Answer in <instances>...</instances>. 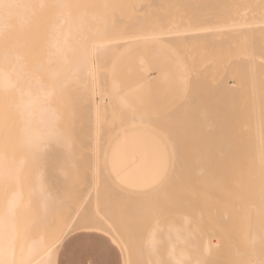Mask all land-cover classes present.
I'll use <instances>...</instances> for the list:
<instances>
[{
	"label": "bare ground",
	"instance_id": "bare-ground-1",
	"mask_svg": "<svg viewBox=\"0 0 264 264\" xmlns=\"http://www.w3.org/2000/svg\"><path fill=\"white\" fill-rule=\"evenodd\" d=\"M0 4L3 5L0 7V195L6 196L0 200V264H49V261L56 264L61 245L58 244L59 234L73 226L78 230L99 228L111 233L123 248L125 264H140V260L144 261L141 264H264V247H258L264 238V231L261 234L258 229L260 218L264 221V175L245 180L228 175L231 145L227 140L226 101L223 105L227 92L222 93L221 85H217L221 79L219 70L240 64L244 74L249 76L250 93L257 97L262 91L251 79L256 75V68L264 67V0H0ZM146 4L196 5L197 23L187 30L165 29L161 25L147 29L125 24L133 13L144 10ZM172 22L180 26L178 19ZM189 37L194 38L191 45H198V57L192 67L185 54L184 39ZM171 41H174V48L168 50L171 59H160L150 49H162V44L169 45ZM207 73L217 83L205 82ZM157 77L184 78L183 86L188 84L189 87L184 86L183 98L193 97L192 102L198 99L197 93L204 95L206 91V98L215 93L214 99L210 94L207 100L214 102L216 98L217 109L212 107L213 103L210 106L208 100L206 112L201 113L199 109L197 113L194 109L200 106L193 107L202 97V101H206L204 96L194 104L179 98L181 101L176 100L172 109L167 107L170 111L174 108L173 113L166 108L173 116L170 122L171 115L167 116L166 112L160 114L161 118L163 115L167 118L158 121L161 115L153 117L129 100L137 83ZM188 77L189 83L185 81ZM193 83L202 89L208 84L209 92L205 88L196 93ZM231 84L236 86L235 81ZM187 89L191 92L185 93ZM189 111L197 115L191 114V118ZM176 117L177 124L173 120ZM195 119L201 121V125L196 124ZM162 120L168 122L163 124ZM134 130L159 137L168 149L170 163L159 184L138 191L143 195H135L131 189L129 194L128 188L120 186L128 194L123 198L125 193L117 192L116 188L120 191L117 182L113 189L115 179L108 168V155L121 135ZM193 132H199L197 138ZM84 147H88L87 152L92 150L89 154L93 156L89 155L88 170L92 175L89 179L85 171L88 153L84 160L80 158L83 154L80 152L86 151ZM74 149L80 153L79 158ZM245 149L248 153L244 158L249 157L254 164H264L263 144ZM53 158L58 159L53 161L57 166H52ZM196 160L199 164L205 160L203 165L206 160L211 161L209 165L216 162L213 166L218 170L208 164L205 170ZM209 167L214 171L209 172ZM196 170L202 175L201 182ZM83 180H87V191L92 189L91 184L94 186L93 181L100 183V188L95 184L99 189L94 187L93 201L89 200L93 198L91 191V197L87 195L89 199L82 195L83 207L90 201L88 207L92 212L99 204L96 211L100 208L101 215L108 211L106 215L111 220L117 218L111 211H121L119 215L124 218L116 221H121L120 226L123 222L122 230L132 228L128 231L130 236L121 233L120 227L115 229L110 220L107 224L99 223L96 217L89 218L97 215L96 211L88 214L89 208L82 209L88 215L86 219L84 214L79 217L82 207L78 209V205L82 199L78 203L72 200L73 204H78L74 209L65 195H77L79 190L85 194L88 187L82 189ZM101 183L109 189L112 187L116 190L114 194L121 197L116 195L117 200L114 198L111 202L109 199L99 201L105 194H101L100 189L104 187ZM136 196L141 202L135 201ZM146 196L149 202L144 200ZM252 196L257 199L247 200ZM114 200L120 209L112 208ZM140 204L142 208L145 204L149 207L142 210L138 208ZM132 205L141 210L140 218L136 217ZM57 207L64 210L57 212ZM67 208L69 213L65 211ZM63 211L66 216L57 215ZM116 212L117 216L119 212ZM32 213L31 222L32 217L28 221L27 214ZM53 214L57 218L52 217ZM146 220L148 229L143 223ZM125 221L132 227L126 226ZM131 235L136 237L134 243L138 241L131 246L132 250L129 245L134 237L129 238L131 244L128 239ZM135 245L138 246L135 254L140 257L131 252Z\"/></svg>",
	"mask_w": 264,
	"mask_h": 264
},
{
	"label": "rangeland",
	"instance_id": "rangeland-1",
	"mask_svg": "<svg viewBox=\"0 0 264 264\" xmlns=\"http://www.w3.org/2000/svg\"><path fill=\"white\" fill-rule=\"evenodd\" d=\"M179 6V9H177V10H174L173 9V7H178ZM143 7H144V10H142V11H140V12H136V13H133L132 15H131V17L130 18H128L127 20H126V22H125V24H135V25H137V26H142V28H147V29H153L154 27H156L157 25H161L162 27H164L165 29H169V28H172V27H176V28H178L179 27V29H182V30H187L188 28H193L194 27V25L197 23V17H196V10H195V7H196V5H193V4H178V5H171V4H146V5H143ZM172 19L174 20V19H178L179 20V24H180V26H177V25H175V24H173V22H172ZM170 25V26H169ZM193 39L194 38H185L184 39V44H185V48H186V50H187V52L185 53L186 54V59L188 60V61H190V63L191 64H189L191 67L192 66H194L195 64H196V60H197V57H198V54H197V44L196 45H191L192 43L194 44V42H193ZM172 44H174V41H171V43L169 44V45H166V44H162V49H157V48H155V49H153V48H150L151 49V51L153 52V53H155L160 59H168V58H170L171 59V56L169 55V51L168 50H170V49H172V48H174V47H172ZM190 45V46H189ZM163 46L165 47V48H163ZM189 66V67H190ZM223 67H225V64L223 63ZM255 71H256V75H255V77H252V79H251V81L253 82H256L257 83V85L259 86V89H261L262 91H260V93H259V96H257V97H255L253 94H251L250 93V80H249V76L247 77V75L246 74H244V72H243V69H242V66L240 65V64H231L230 65V67L229 68H227V69H225V71H224V69H222V70H219V73H221V79H219V81H218V83L216 82V81H214L213 80V78H212V76H211V78H209L208 76L210 75L209 73H207L206 75H205V82H207V83H211L212 84V82L214 81L215 83H217V85H221V88H222V93L224 92V90H226V92H227V95H226V99L224 98V102H223V105L225 104V101H226V105H227V109H226V111H225V113H226V121H227V140H228V142H229V144L231 145V148H230V153H229V158H228V164H227V170H228V175L230 176V177H240V178H242L243 180H245V179H248V178H258V177H260V176H262V175H264V164H254L253 162H254V160H252V159H249V157H247V158H244V155H246L247 153H248V150L247 149H245V147H248V146H256V145H261V144H263L264 145V67H258V68H256L255 69ZM191 74H193V72L191 73ZM190 74V75H191ZM189 75V76H190ZM217 75V74H216ZM192 76H195V74L194 75H192ZM191 77V76H190ZM192 78V77H191ZM190 78V80L192 81V82H196V80H192ZM194 78H196V77H194ZM188 79H189V77L187 78V80H185L186 82L188 81ZM183 80H184V78L182 79V78H171V79H166V78H162V77H157V78H154V79H151V80H146L145 82H141V83H137V86L136 87H134V92H133V94H131L130 96H129V100H130V102L134 105V106H136V108L137 109H145V110H147L148 111V113L151 115V116H153V117H155V115H157V117L159 116V115H161L160 113H163V112H166V115L167 116H169V114L171 115V118L170 117H168V119H169V122H170V120L172 119V114L171 113H173V111H174V108H173V111H170L169 109L171 108L172 109V107L175 105V103L177 104V102L182 98V101L183 100H189V99H186V98H188V97H185V98H183L184 96H185V94H184V91H183V88H184V86H188V84L186 85H184L183 86ZM199 81H200V79H199ZM232 81H235L236 82V86H232V84H231V82ZM187 83H189V82H187ZM201 83V84H200ZM200 83L198 82V84H200L201 86H203L204 84H202V82L200 81ZM204 83V82H203ZM190 84H191V82H190ZM189 84V85H190ZM193 84H195V86H196V93L197 92H199V89H200V91H203L205 88L207 89V91L209 92V90H208V87H206L205 86V88H203L202 89V87H198V85L196 84V83H193ZM192 84V85H193ZM189 87V86H188ZM190 87H192V86H190ZM204 87V86H203ZM184 89H186V87L184 88ZM191 89H193V88H191ZM194 89H195V87H194ZM202 89V90H201ZM189 90H190V88H189ZM188 89H187V92H185V93H188V91H189ZM131 91V90H130ZM191 91H189V93H190ZM195 92V91H194ZM202 93V92H201ZM200 93H197V97H198V99H195V101H199V97H202V96H206L207 95V93H206V91L204 92L203 91V94L204 95H202V94H200ZM206 94V95H205ZM211 94V93H210ZM209 94V95H210ZM215 94V93H214ZM213 93L211 94V97L214 99V97H213V95H214ZM181 95H183V96H181ZM189 95V94H188ZM193 95V94H192ZM199 95V96H198ZM208 95V97L207 98H209L210 96ZM186 96H187V94H186ZM223 97H224V95H223ZM180 98V99H179ZM190 98V97H189ZM193 98V97H192ZM192 98H190V100H192ZM195 98H196V94H195ZM206 98V97H205ZM207 98L205 99L206 101H208V100H210V99H208L207 100ZM212 99V100H213ZM176 100H178L177 102H175ZM189 100V101H190ZM202 100H204V98L202 97V99H200V103H196V105H194V107L193 108H195L196 106H200V108H198V110H197V108H195L194 110H196V112L198 113V111H199V109H201V113H202V111L203 112H206V110L204 109V108H206L205 107V104H209L210 102H211V100H210V102L208 101V102H206V101H202ZM181 101V100H180ZM195 101H193V102H195ZM203 103H202V102ZM190 102H192V101H190ZM192 102V104H194ZM205 102V103H204ZM214 102L216 103V98H215V100H214ZM214 102H211L210 103V106H212L211 104L213 103V105L214 106H212V107H216L215 106V104H214ZM118 103V102H117ZM181 104H186L185 102L183 103V102H180ZM201 104H203V109L201 108ZM208 104H207V106H208ZM115 105H116V102H115ZM114 105V106H115ZM188 105H191V103L189 104V102H188ZM117 106V105H116ZM172 106V107H171ZM178 106H179V109L182 107V105H181V107H180V105L178 104ZM192 106V105H191ZM191 106H190V108H191ZM167 107H170L169 109L167 108ZM209 107V106H208ZM117 108V107H116ZM169 110V112H171V113H167V109ZM176 108L177 107H175V111H176ZM183 108H184V106H183ZM187 108H189L188 106H187ZM211 108V107H210ZM207 109V108H206ZM215 109H217V107L215 108ZM208 110H209V108H208ZM180 111H183L182 109H180ZM180 111H178V112H180ZM184 111H185V109H184ZM186 112V111H185ZM188 112V111H187ZM190 112V111H189ZM193 112V111H192ZM192 112H190V113H188V114H190V117L192 116L191 114H196V112L194 111V113H192ZM200 112V111H199ZM176 113V112H175ZM165 114V113H164ZM178 114H180L181 115V112L180 113H178ZM177 114V115H178ZM166 115H163L164 117V119L165 118H167L166 117ZM176 114H174V116H177ZM180 115L178 116L179 117V119H180ZM183 115H185V113L183 114ZM197 115V114H196ZM198 115H200V118L202 119V115L201 114H198ZM204 115V114H203ZM156 117V118H157ZM162 117V115L160 116V118H157V120L158 119H160V122H161V119H163V118H161ZM189 117V116H188ZM197 117V116H196ZM183 118V117H182ZM192 118V117H191ZM191 118H189V119H191ZM193 118H195L194 117V115H193ZM200 118H198V119H200ZM184 119V118H183ZM186 119V118H185ZM196 120L197 121V123L196 124H200L201 125V121L199 122V120ZM173 120H175L176 121V124H177V122H178V120H177V117L176 118H173ZM159 121V120H158ZM164 121H166V120H162V122H163V124H164ZM187 122H188V120H186ZM195 121V122H196ZM166 122H168V121H166ZM165 122V123H166ZM182 122V121H181ZM159 123V122H158ZM185 123V122H184ZM193 123H194V121H193ZM160 124V123H159ZM175 124V125H176ZM182 124H183V122H182ZM180 125H181V123H180ZM180 125H178V128H180L179 126ZM195 125V124H194ZM177 126V125H176ZM176 126H175V130L177 129L176 128ZM192 126V125H191ZM181 127H183V125L181 126ZM195 130H197V125H195ZM199 127H201V126H199ZM188 128V127H187ZM191 129H192V127H191ZM179 130V129H178ZM177 130V131H178ZM193 130H194V128H193ZM194 130V131H195ZM198 130H199V128H198ZM180 131V130H179ZM199 132H200V130H199ZM198 132V133H199ZM193 133H195L194 135L196 136L195 138H197V134L198 133H196V132H193ZM193 135V134H192ZM193 138V136L191 137V139ZM196 142V141H195ZM197 144V143H196ZM86 147H84V149H85ZM88 148V147H87ZM86 148V151L85 152H80V153H83V154H81V156L82 157H80V155H78V154H80L79 152H78V154H77V151H76V149H74V151L76 152V154H77V156H78V158L80 157V158H82V160H84V155H86L87 153V155H86V157L88 156V158H86L85 160H88V162L86 163V166H87V168L85 169V171H86V176H87V178L89 179V178H92V175H91V173H89L90 171V169L88 170V167H89V165H88V163H90V157H89V155L91 156V154H89V152H91V151H89V152H87V149ZM196 148H198V145H196ZM195 148V149H196ZM82 150H83V147L81 148ZM80 148H79V150H81ZM91 149V148H90ZM89 149V150H90ZM78 150V149H77ZM81 150V151H82ZM103 150V149H102ZM101 150V151H102ZM104 150H107V149H104ZM103 150V151H104ZM193 150V149H192ZM108 151V150H107ZM109 151H115V149H110ZM215 151V150H214ZM213 151V152H214ZM213 154V153H212ZM210 153H209V157H210ZM60 156V155H59ZM212 156H214V154L212 155ZM56 157H58L57 155H56ZM91 157H93V156H91ZM207 157V156H206ZM61 158V157H60ZM214 159H216V156H214L213 157ZM57 161H58V159H59V157H58V159L57 158H55ZM54 158L52 159V162L55 160ZM92 159V158H91ZM205 159V158H204ZM208 159H211V158H208ZM212 160L211 159V161H216V160ZM60 160V159H59ZM210 161V162H211ZM92 162V161H91ZM167 162H168V160H167ZM196 162H197V160H196ZM195 162V163H196ZM203 162V161H202ZM204 162H205V160H204ZM203 162V163H204ZM206 162L207 163H205L206 165L209 163V164H211L210 162H209V160L207 161L206 160ZM54 163V164H53ZM53 163H51V164H48L49 165V167L48 168H50V165H52V166H54L56 163L55 162H53ZM198 164H199V160H198V162H197ZM203 163L202 164H199L198 166H202V168H206L205 170H207V167L208 166H213L214 164L216 165L217 163L215 162H213V164L212 165H209L208 164V166H206V165H203ZM91 164V163H90ZM195 165V164H194ZM214 165V166H215ZM55 166H57V164L55 165ZM103 166V165H102ZM213 166V168H216V167H214ZM80 167H82V165L80 166ZM91 167V166H90ZM104 167H106V165L105 166H103V168ZM195 167H197V166H195ZM194 167V168H195ZM51 168H53V167H51ZM211 167H209L208 169H209V172H210V170L211 171H214V169L212 170V169H210ZM54 169V168H53ZM199 169V168H198ZM217 169V168H216ZM215 169V170H216ZM194 170V169H193ZM200 170V169H199ZM202 170V169H201ZM218 170V169H217ZM216 170V171H217ZM85 171H84V173L83 174H85ZM88 171V172H87ZM195 171V170H194ZM196 171H198V170H196ZM215 171V172H216ZM205 173H206V171H205ZM88 174H90V176L88 175ZM197 174H199V176H200V173H199V171H198V173ZM214 174V173H213ZM208 175L209 174H207V177H208ZM85 176V177H86ZM198 176V175H197ZM202 176V175H201ZM201 176L198 178L199 180H200V182H201ZM210 176H212V174H210ZM216 176V175H215ZM215 176H213V177H215ZM54 177V176H53ZM84 177V176H83ZM100 177H102V175L100 176ZM99 177V178H100ZM106 177V176H105ZM194 177V176H193ZM206 177V176H205ZM207 177H206V179H207ZM218 177V176H217ZM87 178H85V179H87ZM195 179H197L196 177H195ZM205 179V180H206ZM216 179V178H215ZM105 180H107V179H105ZM214 180V179H213ZM53 181V180H52ZM91 181V180H90ZM90 181H88V182H90ZM96 181V180H95ZM95 181H93L94 182V186H93V184H91V183H93V182H90L89 184H91V186L90 187H92V189L94 188V187H96V186H98L99 188H100V186H99V182H98V180L96 181V183H95ZM100 181V180H99ZM109 181V180H108ZM111 181V180H110ZM209 181H210V179H209ZM102 182V181H101ZM105 182V181H104ZM103 182V183H104ZM118 183L119 184V188H120V191H118L119 189L118 188H116L117 189V192H122V193H125V191L122 189V188H124V189H127L128 188V191L126 190V192H129V194H130V191L132 190L131 188H129V187H127V186H124L123 184H122V182L121 181H114L113 180V183L112 184H114L113 185V189L116 187L115 185H118V184H115V183ZM196 182V181H195ZM197 182H199V181H197ZM196 182V183H197ZM83 183H85L84 185H83V188L82 189H85V187H86V185H87V187L88 188H86V190H84L85 191V194L83 193V191L82 190H79V191H77L78 192V194L76 195V193H67L66 194V192L65 193H63V192H61V193H63V194H66L65 196L68 198H66V200H68V202L70 201L71 203V205H72V207L76 204V203H72V200L74 199L75 201L74 202H77L78 203V200L79 199H82V202H79V205L78 204H76V206L78 205V206H80V207H78V209L79 208H81V212H83L84 210H86V208H89L88 207V202L90 203V201L92 200H94V198H95V196H93L95 193H96V190H95V188L93 189L95 192H92V189L90 188V190H88L87 191V189H89V186H88V183H87V180H86V182H84V180H83ZM87 183V184H86ZM99 183V184H98ZM110 183V182H109ZM95 184H97L96 186H95ZM102 184V183H101ZM104 184H107V183H104ZM104 184H102V186H104L103 188H101L100 190H101V194H103V193H105V194H103L102 196H104L102 199L100 198V200L99 201H101V200H110V202L112 201L111 199H114L115 198V200H117V197H115L116 195L118 196L119 194H114L115 193V191L116 190H113V189H111L112 187H110V189H109V186L108 185H104ZM112 184L110 185V186H112ZM195 184V183H194ZM198 184H200V183H198ZM203 184V183H202ZM197 185V184H196ZM101 186V187H102ZM115 186V187H114ZM120 186H123L122 188L120 187ZM98 187H96V189L98 188ZM98 188V189H99ZM104 189V190H103ZM107 189H109V190H111V191H109V190H107ZM131 189V190H130ZM100 190H98V191H100ZM121 190H123V191H121ZM130 190V191H129ZM82 191V193H79V192H81ZM90 191H91V193H92V197L93 198H88L87 197V195L90 193ZM102 191H105V192H102ZM113 191V192H112ZM86 192H87V194H86ZM132 192H134L135 193V195L137 194V195H143V192H138V191H134V190H132ZM131 192V195H132V197H133V194L134 193H132ZM138 192V193H137ZM111 195H110V194ZM141 193V194H140ZM71 194H74V195H72L71 196ZM101 194H100V196H98L99 195V193H98V197H101ZM109 195V198H108V195ZM113 194V195H112ZM127 193H125V195L124 194H122V196H124L123 198H126L127 197V195H126ZM58 195H60V193L58 194ZM62 195V194H61ZM70 195V196H69ZM85 196L86 198H88L90 201H88L87 199H86V201H88L87 202V207L86 208H84L83 207V204L85 205V202L83 201L84 200V197L83 196ZM90 195V194H89ZM88 195V196H89ZM96 195V194H95ZM121 195V194H120ZM131 195H130V197H131ZM144 195H146L145 193H144ZM64 196V197H65ZM112 196H114V197H112ZM126 196V197H125ZM6 197L5 195H3V196H1L0 195V200H4V198ZM28 197V196H27ZM61 197H63V196H60L59 198H61ZM90 197H91V195H90ZM119 197V196H118ZM121 197V196H120ZM119 197V198H120ZM137 197V196H136ZM107 198V199H106ZM135 198V197H134ZM138 198V197H137ZM145 199L144 200H146V202H149V200L147 201V199H148V197L146 196V197H144ZM63 199V198H62ZM97 199V198H96ZM257 198L255 197V196H252V197H247V200H249V201H255ZM98 200H96V201H98ZM114 200V203H115V206H113L112 208L114 209L115 207H117V210L118 209H120L121 207H120V205H119V207L120 208H118V204H117V201H115ZM119 200V199H118ZM135 200V199H134ZM81 201V200H80ZM96 201H94V202H96ZM124 201V200H123ZM125 201H128L127 199L125 200ZM135 201H140L139 200V198H138V200H135ZM93 202V203H94ZM122 202V201H121ZM121 202H119V203H121ZM141 202V201H140ZM63 203V202H62ZM62 203L60 204V206L62 205ZM93 203H91V205H93ZM96 203H99V202H96ZM131 203H133V202H131ZM66 204V203H65ZM69 203H67V205H68ZM102 204V203H101ZM106 204V203H105ZM110 204V203H109ZM123 204H124V202H123ZM129 205H130V203H128ZM135 204V203H134ZM142 204V203H141ZM141 204H140V207H139V205H138V208H142V206H141ZM70 205V206H71ZM96 205V204H95ZM94 205V206H95ZM99 205V204H98ZM98 205H96L97 207H98ZM112 205H114V204H112ZM127 205V204H126ZM143 205H144V203H143ZM60 206H58V207H60ZM94 206H90V207H94ZM101 206V205H100ZM122 206V205H121ZM136 206H137V204H136ZM136 206H134V205H132V209H133V211H135V213L137 214V216L136 217H141L142 215H140V213L141 212H139V211H141V210H138L137 208H136ZM145 206L146 207H149V206H147L146 204H145ZM144 206V208H142V210H144V209H147L146 207ZM58 207H57V212L59 211V210H64V209H59L58 210ZM64 207V205H62L61 206V208H63ZM97 207H95L96 209H97ZM105 207V206H104ZM109 207V206H108ZM126 207H128V205L126 206ZM74 209L76 208V207H73ZM94 208V209H95ZM111 208V209H112ZM56 209V208H55ZM69 208H67L65 211L67 212V211H69L68 210ZM70 209H71V207H70ZM82 209H84L83 211H82ZM91 208H89V211L87 210V212H88V214H93V212H95L96 211V209H95V211L94 210H92V212H91V210H90ZM93 209V208H92ZM111 209H110V211H111ZM112 209V210H113ZM123 209V208H122ZM127 209H129V208H127ZM131 209V210H132ZM149 209V208H148ZM73 210V209H72ZM77 211V209L75 210V212ZM78 211H80V210H78ZM99 211H100V208H99V210L98 211H96L94 214H97V215H94V217L93 216H90L89 218H94L95 219V217H96V221H98L99 223H107V224H110V223H116L117 222V224L119 223V225H117L118 227L116 228L115 226V224L113 225V223L111 224L115 229H117V230H119L118 228L120 227V230H121V233H124L125 234V232L127 233V234H125V236L126 235H128V236H130V234L128 233V231L130 230V229H132V228H130L129 230H126V229H121V228H124V226H122V225H124L123 224V222H122V225L120 226V222L122 221V219L124 218V217H121V216H123V215H119L120 214V212L121 211H117L116 212V210H115V212L116 213H118V215L116 216V215H114L115 214V212H113V211H111L112 213H114L112 216H114L116 219H119V220H121V221H116V219H113V217H112V219L113 220H111V218H109V215L107 216L106 215V213L108 212V211H106V213H105V215L107 216V218H109V219H106V217H105V215H101L100 213H101V211H100V213H99ZM123 211H125V210H123ZM130 211V210H129ZM60 212V211H59ZM81 212H79L80 214H79V217H83V214L85 215V213L83 212L82 213V215H81ZM86 212V211H85ZM90 212V213H89ZM100 214V216H99V214ZM102 212H103V210H102ZM105 212V211H104ZM110 212V213H111ZM263 212V214L262 215H264V210L262 211ZM54 213H56V212H54ZM67 213H69V212H67ZM67 213H65L64 214V211H63V213L61 212V214H57L58 216L59 215H67ZM74 213V212H73ZM77 213V212H76ZM76 213H74L75 215H76ZM125 213H128L127 211L125 212ZM146 213H147V211H146ZM148 213H149V211H148ZM147 213V214H148ZM34 213H32V214H30V215H28L27 214V216H29V217H27V218H29V219H27L28 221L31 219V217H32V219H31V222L34 220V215H33ZM74 214L72 215V217L74 216ZM104 214V213H103ZM109 214V213H108ZM133 214V213H132ZM143 214V213H142ZM33 215V216H32ZM125 215V214H124ZM127 215V214H126ZM130 215V214H129ZM135 215V214H134ZM146 215V214H145ZM36 217L35 218H38V214L37 215H35ZM56 217V215H52V217ZM68 216H71L70 214L68 215ZM99 216V217H98ZM105 217V219L103 218V217ZM81 217V218H82ZM86 217H88V215H87V213H86V215H85V219H86ZM102 217V218H101ZM111 217V216H110ZM122 218V219H120V218ZM128 217V216H127ZM131 217V216H130ZM129 217V218H130ZM148 217H149V215H148ZM57 218V217H56ZM70 218V217H69ZM91 218V219H92ZM138 218V219H139ZM93 219V220H94ZM101 219V220H100ZM102 219H104V221H102ZM127 219V218H126ZM133 219V218H132ZM132 219H130V220H132ZM137 219V220H138ZM146 219H149V218H147L146 217ZM37 220V219H36ZM106 220V221H105ZM109 220H110V223H109ZM114 220H115V222H114ZM125 220V219H124ZM136 220V219H135ZM145 220V219H144ZM143 221V220H142ZM148 220H146V221H144L143 223H145V227H147V229H148V227L149 226H146V223H149V222H147ZM126 222H128V221H125V225L126 226H131L132 227V225H130V224H126ZM130 223V222H129ZM134 223V222H133ZM136 223V222H135ZM140 223H138V226H140L139 225ZM142 224V223H141ZM111 225H109V226H111ZM135 225V224H134ZM133 225V226H134ZM111 226V228H113ZM136 226V225H135ZM142 226H144V225H142ZM141 226V227H142ZM259 227H258V229H259V231H260V233L262 234V232L264 231V221H263V219H262V217L260 218V222H259V225H258ZM126 228V227H125ZM136 228H138V227H136ZM128 229V228H127ZM142 229V228H141ZM125 230V231H124ZM123 231V232H122ZM132 231V230H131ZM134 232H136V230H133ZM90 232V234H96V235H99L100 237H102L104 240H105V243H106V245L108 246V247H111L112 248V250H113V252H114V259H115V262H116V264H123V252H122V250L115 244V241H114V239H113V237L110 235V234H108V233H106L105 231H103V230H98V229H95V230H92V231H89ZM133 232V233H134ZM140 232V231H139ZM144 231H143V229H142V231H141V233L144 235V233H143ZM145 232H146V230H145ZM140 233V234H141ZM132 235H134V234H132ZM132 235H131V237H128V239L129 238H133L134 236H136V235H134L133 237H132ZM127 237V236H126ZM142 237H144V236H142ZM135 238L136 237H134V240L132 239V244H131V240H130V244L131 245H129V249L130 250H132V248H131V246L132 245H134V244H136L137 242H135L134 243V241H135ZM138 238V237H137ZM140 240V239H139ZM141 243V242H140ZM143 244V243H142ZM137 245H139V244H137ZM137 245H135V246H133V251H131L132 252V254H133V256L134 255H138L137 253L135 254V250L134 249H136V246ZM140 246H141V244H140ZM243 246L244 247H246L247 246V243H246V240L244 239L243 240ZM135 247V248H134ZM258 247H264V238L261 240V243H259L258 244ZM137 248H138V246H137ZM144 249V248H143ZM144 250H142L141 251V253L143 252ZM135 256V257H136ZM138 257H140L139 255H138ZM144 257L142 256V260H144L143 259ZM141 262H144V261H141L140 260V264H141ZM143 264V263H142Z\"/></svg>",
	"mask_w": 264,
	"mask_h": 264
},
{
	"label": "crops",
	"instance_id": "crops-1",
	"mask_svg": "<svg viewBox=\"0 0 264 264\" xmlns=\"http://www.w3.org/2000/svg\"><path fill=\"white\" fill-rule=\"evenodd\" d=\"M108 155V168L116 181L132 190L141 191L150 189L159 184L169 167L170 158L166 145L153 133L134 130L121 135L112 145ZM168 160V162H167ZM90 231L99 228H88ZM105 231V230H103ZM115 244L125 253L117 239L109 232ZM96 242L95 248L89 253L76 251V244L69 241L60 245L56 264H68L69 261L95 259L101 264H116L114 252L108 247L105 240L96 234H90Z\"/></svg>",
	"mask_w": 264,
	"mask_h": 264
},
{
	"label": "snow or ice",
	"instance_id": "snow-or-ice-1",
	"mask_svg": "<svg viewBox=\"0 0 264 264\" xmlns=\"http://www.w3.org/2000/svg\"><path fill=\"white\" fill-rule=\"evenodd\" d=\"M0 7H3V5L0 4ZM89 231L90 229L87 227L79 230L76 226L67 228L59 234L58 244L62 245L69 241H73L76 244V251L80 253H89L96 246L95 240L88 235ZM49 264H52V262L49 261ZM68 264H101V262L95 259H87L69 261Z\"/></svg>",
	"mask_w": 264,
	"mask_h": 264
}]
</instances>
